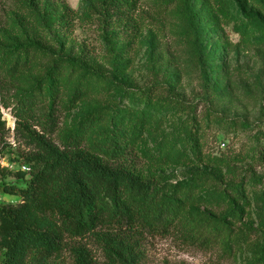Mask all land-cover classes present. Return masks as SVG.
Wrapping results in <instances>:
<instances>
[{
    "label": "trees",
    "instance_id": "1",
    "mask_svg": "<svg viewBox=\"0 0 264 264\" xmlns=\"http://www.w3.org/2000/svg\"><path fill=\"white\" fill-rule=\"evenodd\" d=\"M136 1L96 0L83 10L80 20L106 32L108 47L125 40L116 51V56L122 55L140 33ZM50 2L47 0L48 5ZM21 4L25 17L19 30L13 25L2 30L9 44L0 50V108L8 109L15 118L14 137L22 139L27 149L17 158L27 171L19 170L16 175L29 178L23 186L9 184L5 181L8 169H0L1 190L19 198L17 204L0 203V264H145L144 241L155 236L178 238L186 246L205 251L220 248L226 255L230 238L225 234L227 221L208 219L204 213L190 210L217 198L230 206V218L236 219L250 204L240 183L222 189L211 183L221 178L220 166L227 164V156L203 153L195 119L183 137L170 140L166 134L157 135L160 118L155 119L154 113L159 116L172 109L190 112L193 107L169 86L163 91L152 86L132 89L118 82V104L112 101L89 111L71 130L62 132L61 113L78 103L86 105L97 93L88 76L99 74L97 82L104 85L98 94L112 84V77L93 67L87 76L82 71L87 68L83 60L54 54L43 45L40 27L58 24L66 33L74 19L72 8L65 6L58 18L43 24L34 15L42 0H23ZM204 6L210 21L216 20V13L229 16L223 0H217L216 7L210 1ZM187 15L194 30L209 26L199 11L188 10ZM259 32L264 37V25ZM50 60V67L44 70ZM27 79L34 83L30 89L11 98ZM123 99L128 103L119 104ZM240 125L247 128L244 122ZM4 131L0 111L2 142ZM139 153L154 169L196 160L213 167L209 173H196L190 181L171 185L154 173L144 174ZM252 199L264 233V193L254 192ZM89 244L101 250L103 263ZM66 251L69 263L62 258ZM252 264H264V243Z\"/></svg>",
    "mask_w": 264,
    "mask_h": 264
},
{
    "label": "rangeland",
    "instance_id": "2",
    "mask_svg": "<svg viewBox=\"0 0 264 264\" xmlns=\"http://www.w3.org/2000/svg\"><path fill=\"white\" fill-rule=\"evenodd\" d=\"M22 1L0 0V50L9 44L2 30L13 25L18 31L22 25L25 17L21 13ZM94 1L51 0L48 5L47 0H42L41 9L34 14L43 24H48L49 20L58 18L65 6L72 8L74 19L66 33L60 30L58 24L45 29L40 27L43 45L54 54L71 55L78 61L83 60L88 69L82 71H86L87 76L93 67L98 72L111 75L113 81L103 94H98L104 83L97 82L99 74L88 76L97 93L86 105L78 103L61 113L62 132L71 130L89 111L112 101L117 103L121 95L118 82L132 89L152 86L163 91V87H171L179 99L189 103L193 110L180 112L172 109L159 116L154 113L155 119L160 118L158 137L162 134L170 140L183 137L186 129L191 128L192 119H195L199 124L197 131L203 153L213 156L223 154L228 159L226 165L220 166L221 178L211 180V183L215 186L219 184L221 189L229 183H240L250 204L242 208L236 219L230 218V206L217 198H212V204L195 205L190 210L204 213L208 219L224 218L227 221L225 234L229 233L230 238L226 255L220 248L205 251L197 246H186L178 238L155 236L144 241V262L252 264L257 249L264 243V233L258 224L252 199L254 192L264 193V37L259 32L264 25V0H223L229 16L224 18L216 13L214 21H210L204 2L210 1L216 7L217 0H137L134 12L141 21L140 33L124 53L117 56L116 51L126 44L125 40H119L114 48L108 47L106 32L96 24L80 20L83 10ZM188 10L204 14L202 21L209 26L205 25L200 31L194 30L190 26ZM109 40L113 38L109 37ZM27 41L24 38V43ZM115 57H120L116 63L119 67L114 63ZM51 62L47 61L43 69H48ZM31 80L23 82L11 98L19 91L30 89L34 84ZM124 103L128 102L125 99L119 102L121 105ZM0 111L5 120L3 142L0 141V169H8L7 183L23 186L29 176L17 177V171H27L17 158L27 149L22 139L14 137V131L7 128L10 111L4 107ZM232 120H237V123L230 124ZM242 122L247 124V128L240 125ZM12 135L14 145L9 144ZM147 145H150L149 141ZM138 161L144 174L154 173L160 181H169L171 185L178 181H190L196 173H209L213 167L206 161L196 160L154 169L145 164L140 153ZM18 199L3 193L0 188V203L17 204ZM89 248L98 262L103 263L101 250L93 244H89ZM62 258L66 263L71 261L67 251Z\"/></svg>",
    "mask_w": 264,
    "mask_h": 264
},
{
    "label": "built area",
    "instance_id": "3",
    "mask_svg": "<svg viewBox=\"0 0 264 264\" xmlns=\"http://www.w3.org/2000/svg\"><path fill=\"white\" fill-rule=\"evenodd\" d=\"M9 116H10V117H8L9 120L7 121V123H8V127H7V128H8L11 132H13V131H14V126H15V119L13 118L12 115H9ZM3 119H4V118H3ZM11 139H12V141L9 140V142H10L11 145H14V144H15V141H14L13 135H12Z\"/></svg>",
    "mask_w": 264,
    "mask_h": 264
}]
</instances>
